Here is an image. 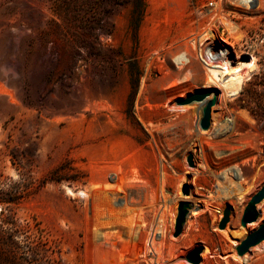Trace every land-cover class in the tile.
<instances>
[{"label": "rangeland", "instance_id": "1", "mask_svg": "<svg viewBox=\"0 0 264 264\" xmlns=\"http://www.w3.org/2000/svg\"><path fill=\"white\" fill-rule=\"evenodd\" d=\"M209 1L0 0V195L16 201L0 224L22 264H191L196 247L199 264H264V241L235 251L264 223L263 199L240 224L264 185V0ZM207 50L256 57L233 99L211 95ZM196 92L216 97L207 130L205 105L182 104Z\"/></svg>", "mask_w": 264, "mask_h": 264}, {"label": "water", "instance_id": "2", "mask_svg": "<svg viewBox=\"0 0 264 264\" xmlns=\"http://www.w3.org/2000/svg\"><path fill=\"white\" fill-rule=\"evenodd\" d=\"M209 96L207 92H196L189 95L182 104H190L194 102H202ZM216 103V97H212L202 109V118L199 122V126L202 130H207L210 126L211 119V107ZM264 199V185L250 198L246 204L243 214L240 219L241 226L256 221L257 205ZM188 204L182 203L179 208V216L175 227V236H178L182 231V226L185 223V217L187 215ZM230 210L225 208L223 211V218L220 221L219 229H224L229 220ZM264 241V223L261 224L256 230L249 233L241 240V242L235 247L236 254L240 257L244 256L251 247H254ZM202 253L201 247H196L188 253L186 260L191 264L200 263V254Z\"/></svg>", "mask_w": 264, "mask_h": 264}, {"label": "bare ground", "instance_id": "3", "mask_svg": "<svg viewBox=\"0 0 264 264\" xmlns=\"http://www.w3.org/2000/svg\"><path fill=\"white\" fill-rule=\"evenodd\" d=\"M244 2L248 3V6L249 5L251 6V3H254V0H248ZM174 61L179 67H183L188 63V58L186 54L183 53L175 57ZM204 66L207 72L206 73L207 83H213L214 85H217L222 88L221 89L222 95L214 92H211V95L213 96L216 95V97L224 96V98L226 97L230 99H233L234 97L237 96V94L242 90L245 80L249 79L247 77H249L250 73L256 71L258 68L256 57H254L253 55H247L245 59L239 58L236 61H234V64H231L228 61H224L220 64L207 63ZM244 69H247V73L245 74L242 73ZM208 99L209 98L200 102L199 103L200 106L205 105ZM68 193L73 195V192L69 189H68ZM79 195L85 197L86 193L84 191H81L79 192Z\"/></svg>", "mask_w": 264, "mask_h": 264}, {"label": "trees", "instance_id": "4", "mask_svg": "<svg viewBox=\"0 0 264 264\" xmlns=\"http://www.w3.org/2000/svg\"><path fill=\"white\" fill-rule=\"evenodd\" d=\"M135 41L137 43V38L135 37ZM129 82L130 84H133L131 86V89L133 90L136 87V82L138 81L141 70L136 62L130 63V70H129ZM5 203H16V201H10L6 199L4 196L0 195V204ZM3 208H1V211L3 212ZM5 224H8L6 220H3L0 224V251L3 250V246L9 247L8 254H4V258L1 259L2 263H8V264H22L23 259L18 255V251L23 246V240H20L17 237L16 233H12L9 235V237L5 240L3 239V233L5 229Z\"/></svg>", "mask_w": 264, "mask_h": 264}, {"label": "built area", "instance_id": "5", "mask_svg": "<svg viewBox=\"0 0 264 264\" xmlns=\"http://www.w3.org/2000/svg\"><path fill=\"white\" fill-rule=\"evenodd\" d=\"M215 4H216V1H214V0L208 2V5H209V6H215ZM205 56H206V58L209 60V62H206L204 59H202L201 56H199V58L201 59V62H202L203 65H206L207 63H208V64H212V63H214V61L217 59V58H216V54H214L211 50H207ZM188 60H189V59H188ZM188 63H189V61H188ZM188 63H187V64H188ZM175 64H176V63H175ZM176 65H177V64H176ZM177 67H178V65H177Z\"/></svg>", "mask_w": 264, "mask_h": 264}]
</instances>
